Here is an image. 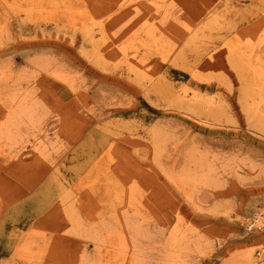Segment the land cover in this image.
Segmentation results:
<instances>
[{
	"label": "rangeland",
	"instance_id": "374dc122",
	"mask_svg": "<svg viewBox=\"0 0 264 264\" xmlns=\"http://www.w3.org/2000/svg\"><path fill=\"white\" fill-rule=\"evenodd\" d=\"M47 1L0 7V104L27 91L36 118L0 137V264L263 262L264 100L241 92L264 71V0H114L133 11L93 39L67 13L92 0Z\"/></svg>",
	"mask_w": 264,
	"mask_h": 264
},
{
	"label": "bare ground",
	"instance_id": "6f19581e",
	"mask_svg": "<svg viewBox=\"0 0 264 264\" xmlns=\"http://www.w3.org/2000/svg\"><path fill=\"white\" fill-rule=\"evenodd\" d=\"M44 0H3L2 2H0V7H6V8H15L17 7V10H20L21 8L26 9L30 12V14L33 15L34 11L36 8L40 9L42 8V3H43ZM53 2H51L54 6H60V1L59 0H51ZM59 1V2H58ZM62 1H65V3L63 5H65V7H68L69 4L67 2V0H62ZM92 5H93V9H90V8H87V5L88 3L87 2H81L82 4H80V6H77L78 9L75 10H70L67 12L68 14L70 13V11H72V15L75 14L77 16H79L83 21L81 22V25L83 28H85V31H86V35L88 37H93L92 36V28L95 27V25L99 26V29L105 33V35L107 34V29H108V26H113V24H117L119 23V20H124L125 17H127V15H129L133 10L131 7H126L124 9H121L122 6H115V2L114 0H92ZM125 1V0H124ZM124 1H121V2H124ZM141 1H147V2H157V0H141ZM120 2V3H121ZM146 2V3H147ZM47 3L49 4V0L47 1ZM118 3V2H117ZM190 3V2H189ZM194 3V2H193ZM115 4V5H114ZM154 4V3H153ZM79 5V4H78ZM20 6V7H19ZM23 6V7H22ZM48 6V5H47ZM191 6V5H189ZM79 7H84V8H79ZM156 8V7H155ZM53 12L51 11L50 14H54L53 16L56 17L59 15V11H57V7H53ZM61 8H59L60 10ZM26 10V12H28ZM65 10V9H64ZM68 10V8H67ZM165 14L163 13L164 17L163 21H165L166 19V14L169 12V9L167 8V6L165 7ZM56 11V12H55ZM62 10H60L61 12ZM28 12V13H29ZM38 12V11H37ZM36 12V13H37ZM39 13V12H38ZM43 13V12H41ZM35 15V14H34ZM45 15V14H44ZM99 16V18H97L96 16ZM39 16V15H38ZM52 16V17H53ZM74 16V15H73ZM146 16V15H145ZM55 17V18H56ZM71 17V16H70ZM76 19V18H75ZM71 20V19H70ZM74 20V19H73ZM154 20V19H153ZM78 21V20H77ZM264 21V20H263ZM149 22V21H147ZM153 22V21H151ZM151 22L149 23H145L143 24V28L145 30H143V32H145V35H152V33H154V29L155 26L158 25V23L154 21L153 24H151ZM161 22V21H160ZM1 24V23H0ZM264 26V25H263ZM187 27V26H186ZM1 28V27H0ZM2 29V28H1ZM138 29V27H137ZM263 30V29H262ZM264 31V30H263ZM263 33V32H262ZM143 34V33H142ZM242 34V33H241ZM244 34V39L241 37L239 38L238 42L235 41L233 43L235 44H231L228 45V59L232 61V64L235 62V64H242L244 62V60H246L244 58V54L248 53L247 51H249V54L251 55L252 54V51H253V48L247 50L246 48H250L253 46V44L251 45V40H250V35L248 32H245L243 33ZM251 34V33H250ZM260 34V33H259ZM258 35V34H257ZM241 36V35H240ZM256 37V35H253ZM252 36V37H253ZM261 36V35H260ZM259 35L256 37V39L258 37H260ZM103 37V36H102ZM138 37V36H136ZM144 37V36H142ZM251 37V39H252ZM255 37L253 39H255ZM152 38V37H151ZM90 39V38H89ZM93 39V38H92ZM138 39V38H137ZM150 39V38H149ZM145 40V38H144ZM142 41V40H141ZM257 41V40H256ZM140 42V41H139ZM138 42V43H139ZM150 42V41H149ZM254 42V40H253ZM94 46H93V50H95L96 54L95 57H98L99 59L98 60H101L104 58V54L103 52L100 51V46L98 47L97 44L93 43ZM140 44H143L142 42ZM145 44V43H144ZM229 44V43H228ZM112 45V44H111ZM137 47V46H136ZM136 47H133V48H136ZM95 48V49H94ZM118 48V47H117ZM125 47L123 46H119L118 49H116V54H120L122 52V49H124ZM126 48L124 49V54H126ZM101 57H103L102 59H100ZM164 57V56H163ZM107 61V60H106ZM248 61V60H246ZM103 62V61H102ZM241 66V65H240ZM238 66V68L240 67ZM254 66V65H253ZM255 68V67H254ZM241 69V68H240ZM249 71V70H248ZM242 73V72H241ZM250 74V73H249ZM257 75L256 78H254V82L255 84L257 83V85L255 84H252L251 82H249L248 80V83H250L248 85V83H245L243 84V87H242V92L241 94H244V97L245 95L248 96L250 95L251 93H259L260 94V97L264 100L262 94L260 91H262L264 89V71L263 70H260V69H255V73ZM2 75V74H1ZM4 75V73H3ZM8 75V74H7ZM254 75V76H256ZM241 76V75H239ZM246 76V75H245ZM251 76V75H250ZM248 77V76H247ZM246 77V79H247ZM4 78H5V75H4ZM2 79V78H1ZM245 79V80H246ZM251 80V79H250ZM14 81V80H13ZM1 82V81H0ZM16 82V80L14 81V83ZM13 83V85H14ZM255 85V86H254ZM18 86V85H17ZM22 86V85H21ZM5 87V86H4ZM14 87V86H13ZM20 87V86H19ZM3 88V87H2ZM21 89V88H20ZM24 89V88H23ZM22 89V90H23ZM19 90V88H18ZM21 90V92H22ZM20 91V90H19ZM19 91H14V90H10L8 91L7 93V97L6 98H2L3 100L6 101L5 104H7L5 106V104L1 105L0 106V137L5 135L9 140H14L15 138L18 137V134L20 133H17L18 132V128L19 126H21V123L26 120V118L28 120H30V122H32V120H34L35 117H33V115L35 114V106H33V101H30L29 100V96L27 94V91L26 92H23V93H20ZM2 93V92H1ZM32 95V94H31ZM190 94H187L184 95L186 97H188ZM1 96V94H0ZM192 96H196L195 93L192 94ZM259 96V95H258ZM3 97V96H2ZM254 97V96H253ZM197 98V96H196ZM248 98V97H247ZM259 98V100L261 99ZM31 99V98H30ZM192 98H189L188 97V100H190ZM194 99V98H193ZM261 99V100H262ZM32 100H33V97H32ZM198 100V99H197ZM260 100V101H261ZM245 101V99H244ZM1 102V100H0ZM2 103V102H1ZM245 104V103H244ZM256 104V103H255ZM36 105V104H35ZM250 109V107H249ZM248 109V112L250 111ZM252 109V107H251ZM256 106L254 108V113L256 114V112H258V110H256ZM253 113V112H252ZM251 113V114H252ZM36 119V118H35ZM262 121V120H261ZM34 123V122H33ZM26 124V123H25ZM16 128H17V131H16ZM21 128V127H20ZM21 130V129H20ZM19 130V131H20ZM11 132H15V133H11ZM23 135V134H22ZM24 136V135H23ZM160 132L159 131H155L154 132V143L156 145H160ZM18 140V139H16ZM16 143V142H15ZM12 144V143H11ZM62 201V199H61ZM64 205V204H63ZM263 213V212H262ZM259 217V216H258ZM113 227V226H112ZM111 227H109L110 229ZM108 229V228H107ZM107 232V231H106ZM114 232V231H113ZM187 233L186 232H183V233H175L171 239V244L173 246V248H176L178 247V245L181 243L182 240H186L188 238L187 237ZM100 236V234H95L94 238L97 239L98 237ZM114 241V240H113ZM117 242V241H116ZM104 243H105V240H104ZM120 244V247L122 246L121 243ZM124 246V245H123ZM123 246L121 247V249L123 248ZM102 247V246H101ZM259 253H261L262 251H258ZM133 260L131 262V264H142V262L140 261V258H136L134 256H132ZM114 261H116V257H114ZM261 259V258H260ZM118 262V260H117ZM116 262V263H117ZM118 264V263H117ZM121 264V263H119ZM242 264H264V261L263 262H259V260L256 258L255 254H254V249H249L248 251H246L244 253V256L242 258Z\"/></svg>",
	"mask_w": 264,
	"mask_h": 264
}]
</instances>
